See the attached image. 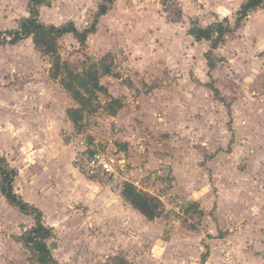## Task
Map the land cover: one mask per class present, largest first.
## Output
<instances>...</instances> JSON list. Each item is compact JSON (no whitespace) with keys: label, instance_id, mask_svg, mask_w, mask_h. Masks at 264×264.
Masks as SVG:
<instances>
[{"label":"rangeland","instance_id":"obj_1","mask_svg":"<svg viewBox=\"0 0 264 264\" xmlns=\"http://www.w3.org/2000/svg\"><path fill=\"white\" fill-rule=\"evenodd\" d=\"M11 2L0 0V39L10 40L8 31L17 29L24 15L23 2L17 5L18 1ZM75 2L50 0L40 8V20L55 25L73 21L80 31L88 28L94 23L95 14H76ZM260 6L264 9V2ZM129 7L121 25L108 38L113 42L122 41L117 53H108V61L113 63L112 75L125 77L128 70L122 65H126L128 55L134 58V69L139 76L142 74L137 90L144 93V105L139 103L129 111L122 124L113 121L106 111L112 95L105 88L106 91L98 93L93 100L97 111L89 113L85 109L78 125H73L71 132L60 130L59 135L63 139L67 137V142H72L73 146L84 140L88 149L125 159L133 185L162 202L160 216L148 221L140 213L124 208L118 194L110 193L108 188L75 171L69 159L78 147H66L59 140L52 150L32 154L37 145L28 132L32 128V121L28 120L32 117L30 110L20 113L7 110L3 113L5 122L0 113V126H9L12 131L10 146L4 151L20 161L23 168L14 187L16 190L34 187L32 196L36 205L44 208V221L55 228L56 236L48 240V245L60 264H264V187H253L250 201L237 203L232 202L231 197L227 200L222 197L218 203L213 171L206 165L213 153L206 149L215 147V139L207 143L202 129L194 124L200 118L196 107L198 98L186 105L188 119L193 123L186 129H174L170 126L172 114L176 108H184L179 98L174 101L166 92L147 95L155 86L166 85L167 81L157 75L164 77L170 70L181 73L187 43L178 38V33L183 30L178 32L173 23L164 18L160 0H132ZM182 23L183 19L174 24ZM88 39L80 45L73 35L61 38L62 60L76 70L86 69L93 59L101 63L106 54L91 52ZM210 52L216 58L212 50ZM168 59L172 63H168ZM47 65L50 66L49 59L34 49L31 37L17 45L3 42L0 45V89L12 91L26 85L30 87L26 81L46 71ZM146 78L148 80H144ZM136 98L142 97L137 95ZM118 99L122 102L121 97ZM22 115L25 119L20 118ZM9 118L10 125L7 124ZM227 128L230 130V125ZM61 155L66 158L64 163L60 162ZM244 165L245 161L240 160L234 170L242 171ZM245 192L236 190L235 197H244ZM0 213L6 226L10 225V231L16 230L10 234L16 244L13 240L9 246L6 244L11 256H15V264H39L33 261V254L20 238L24 227L17 225L23 214L16 210L8 213L1 204Z\"/></svg>","mask_w":264,"mask_h":264},{"label":"crops","instance_id":"obj_2","mask_svg":"<svg viewBox=\"0 0 264 264\" xmlns=\"http://www.w3.org/2000/svg\"><path fill=\"white\" fill-rule=\"evenodd\" d=\"M11 1H13L11 2L12 4L18 1L16 5L23 2L24 15L22 17L29 15L27 8L29 0ZM76 1V14L79 15L82 12L94 15L98 9V4L101 2V0ZM131 1L114 0L108 11L99 17L95 31L88 37L87 44L91 52L101 55L117 53L118 46H120L122 41L113 42L109 41L108 38L114 29L118 25H121L123 16L129 11ZM182 1L184 4L183 26L173 23L175 30H178V32L179 30H183V33H178V38H181L184 43H187L184 46L185 62L180 69L181 73H175L174 70H170L164 77L163 75H157L169 84L166 83L165 86L159 85V87L155 86V89L147 95L166 92L165 94L173 97L174 101H176L177 97L179 98L178 101L184 108H176L172 114L170 126L174 129L182 127L186 129L193 123L188 119V106L186 107V105L198 98L196 107L199 111L200 118L194 124H198V127L202 129V134L206 138L207 143L215 139L213 142L215 147L209 146V149H206L207 152L211 150L213 152L211 158L207 160L206 165L213 171L212 176L215 179L218 203L222 197L226 200L231 197L232 202L237 203L250 201L252 199L249 193L253 187H257L258 185V187H264V9L262 6H259L249 11L245 20L242 21V24L234 29L236 12L246 0ZM12 4L11 8H14ZM43 6L46 5L42 4L39 6V13L40 8ZM10 12L15 14L14 9H11ZM225 18L228 19V25L233 30L226 33L223 41L215 48H211L209 40H196L187 33L193 21L201 27H206ZM71 35L69 33L63 37ZM18 43L12 45H17ZM171 43L176 44L172 41ZM209 50H212L213 54L216 55L213 68H209L208 61L205 57V53ZM112 56L114 57V55ZM24 59L26 58L24 57ZM127 59L125 61L126 65H122L126 71L128 70V74L124 75L125 77L111 74L104 75L100 78L101 85L105 86L112 97L122 98L123 107L119 113L115 116L107 115L111 120L119 121L120 124L124 120L123 117L129 111L136 108L139 103L144 105L142 103L144 93L140 94L137 90L140 85L138 79H140L142 74L139 76L136 73L133 65L134 58L128 55ZM168 63H172V60L168 59ZM173 63L176 64V60ZM49 67L47 65L46 71L42 74L36 73L34 74L35 78L32 77L29 82L26 81L30 87L26 85L22 89L14 88L12 91L0 89V113L2 115V122H5L3 113L7 110L10 112L19 111L18 113L29 110L31 112V119L26 117V120L28 118L29 121H32V128L28 132L31 134L33 142L37 145V149L32 154L35 151L45 150V152H48L52 150L53 145L58 143L59 140L66 147H74V149L79 147L81 141L84 142V140H80L78 146H73L74 144L72 142H67V137L63 139L59 135L60 130L64 132L72 131L74 124L69 118L67 110L78 107V104L62 87L58 79H52L50 77ZM127 76H130L129 79L124 81V78L126 79ZM152 78H154V81L157 80L156 77ZM144 80H148V78ZM137 95H140L142 98H136ZM215 96L218 98L215 99ZM214 108L215 110H213ZM20 118L25 119V116L23 117L22 115ZM10 122L11 120L9 118L7 124L10 125ZM229 125L230 130L227 128ZM11 134L12 131L9 126L7 128L0 126V146H3V150H0V156H4L8 164L17 170V176L14 178L15 181L18 175H21L23 168L20 165L21 163H19L20 161H15L8 152L4 151L10 146ZM26 137L30 139L27 135ZM173 154L174 157L177 156L175 149ZM73 157L69 159L72 166ZM29 158L31 160L33 159L31 156ZM23 160H25L24 157ZM65 160L66 158L61 155L60 162L64 163ZM240 160L245 161V167L242 171H236L234 170V166ZM72 168L82 175L74 166ZM13 190L25 202L36 206L43 213L44 208L37 206L33 199L34 187L25 186L21 190H16V187L13 185ZM236 190L246 191L245 194L247 197H235ZM110 193L118 194L116 196L124 205V208L134 210L122 198L121 191H110ZM40 196L42 199H45L43 195L40 194ZM192 200L196 201L195 198ZM0 204L8 213L10 211H18L7 202L1 192ZM20 213L23 216H21V221L17 226L21 228V225H23V234L24 231L33 226L32 224L34 222H32L33 219L30 221L26 217L30 215ZM45 224L49 225L46 222ZM49 226L53 227V225ZM9 227L10 225L8 223L6 226L4 217L0 213V264H15V256H11L10 247L6 249V244L9 246L11 240H13L14 245L16 244L15 239L10 236L16 230L10 231Z\"/></svg>","mask_w":264,"mask_h":264},{"label":"trees","instance_id":"obj_3","mask_svg":"<svg viewBox=\"0 0 264 264\" xmlns=\"http://www.w3.org/2000/svg\"><path fill=\"white\" fill-rule=\"evenodd\" d=\"M114 0H101L95 13L94 23L83 30H79L73 21L64 24H47L40 20L39 6L48 5L50 0H29L27 4L29 15L22 17L18 21V28L8 31L11 39H0L3 42L16 44L19 41L31 37L34 49L43 57L49 59V75L52 79H58L62 87L78 104L76 108H69L67 114L75 126L83 118V112H94L96 105L93 100L97 99V94L105 92L106 89L100 83V78L104 75L113 74L112 60L108 61L109 54L104 55L98 63L92 60L84 70L72 68L67 61L62 60L59 40L66 34H72L80 45H84L89 34L95 31L96 24L100 16L104 15ZM264 0H246L237 10L234 29L241 21L247 17L248 12L259 7ZM233 29L228 25V19L216 21L206 27L191 22L187 33L196 40H209L211 48H215L223 41L224 35ZM1 35V32H0ZM209 68L214 66V58L210 50L205 53ZM106 111L109 115L115 116L122 108L120 99L111 97ZM98 104V103H96ZM114 105V106H113ZM100 108V106H98ZM97 108V109H99ZM90 152L94 150L88 149ZM17 170L11 167L4 156H0V192L5 196L7 202L18 211L33 217L34 224L20 235L24 246L33 254V261L39 264H60L53 256L48 245V240L56 236L55 229L43 221V213L36 206L25 202L22 197L13 190V181L17 176ZM121 196L135 211L139 212L148 221L159 217L163 204L159 198L137 189L133 184L126 183L121 190ZM193 202V201H191ZM199 208L197 203L193 202ZM201 211V209H198Z\"/></svg>","mask_w":264,"mask_h":264},{"label":"built area","instance_id":"obj_4","mask_svg":"<svg viewBox=\"0 0 264 264\" xmlns=\"http://www.w3.org/2000/svg\"><path fill=\"white\" fill-rule=\"evenodd\" d=\"M161 11L164 18L171 23H180L184 15L182 0H160ZM73 166L90 181L111 192H120L126 183H132L126 167L125 159L111 155L90 152L83 141L75 150Z\"/></svg>","mask_w":264,"mask_h":264}]
</instances>
